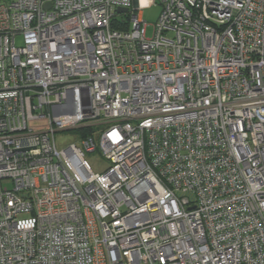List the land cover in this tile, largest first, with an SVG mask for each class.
<instances>
[{
	"label": "built area",
	"instance_id": "1",
	"mask_svg": "<svg viewBox=\"0 0 264 264\" xmlns=\"http://www.w3.org/2000/svg\"><path fill=\"white\" fill-rule=\"evenodd\" d=\"M156 1L0 0V264H264V0Z\"/></svg>",
	"mask_w": 264,
	"mask_h": 264
},
{
	"label": "rangeland",
	"instance_id": "2",
	"mask_svg": "<svg viewBox=\"0 0 264 264\" xmlns=\"http://www.w3.org/2000/svg\"><path fill=\"white\" fill-rule=\"evenodd\" d=\"M139 8L141 10V16L146 21V35L149 37L152 35L153 25L157 20V17L161 11V5L156 0H137ZM16 43H20V38H17ZM80 131L77 129H67L55 132V144L58 149H62L70 142H77ZM85 160L90 165L93 172H102L107 166L108 162L105 160L98 151L85 152ZM3 184L9 185L7 182ZM189 199H192L190 193H186Z\"/></svg>",
	"mask_w": 264,
	"mask_h": 264
},
{
	"label": "trees",
	"instance_id": "3",
	"mask_svg": "<svg viewBox=\"0 0 264 264\" xmlns=\"http://www.w3.org/2000/svg\"><path fill=\"white\" fill-rule=\"evenodd\" d=\"M115 20L117 21V19H116V18H114V19H113V22H116ZM112 24H113V26H114V27H116V26H117L115 23H112ZM78 130H79V131H81V130H82L83 132H85V131H86V130H83V129H78ZM87 131H88V132H90L91 130H89V129H88Z\"/></svg>",
	"mask_w": 264,
	"mask_h": 264
},
{
	"label": "water",
	"instance_id": "4",
	"mask_svg": "<svg viewBox=\"0 0 264 264\" xmlns=\"http://www.w3.org/2000/svg\"><path fill=\"white\" fill-rule=\"evenodd\" d=\"M123 11H125V9H123V8H117L116 9V12H123Z\"/></svg>",
	"mask_w": 264,
	"mask_h": 264
}]
</instances>
